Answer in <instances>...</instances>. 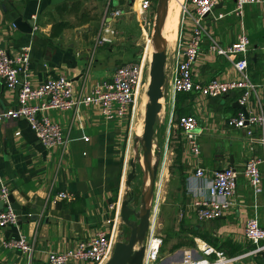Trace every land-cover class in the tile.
I'll list each match as a JSON object with an SVG mask.
<instances>
[{
  "label": "crops",
  "instance_id": "1",
  "mask_svg": "<svg viewBox=\"0 0 264 264\" xmlns=\"http://www.w3.org/2000/svg\"><path fill=\"white\" fill-rule=\"evenodd\" d=\"M107 2L0 0V46L14 53L22 45H30L29 80L32 84L62 74L72 80L75 92H87L98 80L109 78L117 65L133 60L138 54L137 34H145L129 4L116 2L114 8H122L123 13L107 18L116 33L111 41L96 43ZM183 2L191 12L190 1ZM74 3H79L80 9L90 10L96 18L78 24L70 7ZM234 7L235 0H219L214 13L224 12L225 15L218 19L206 17L208 29L223 44L234 40L240 29V17L234 13ZM16 15L33 21L30 32L21 31L12 23L11 19ZM180 19L181 9L178 22ZM63 20L72 26L52 34L53 23ZM185 21L187 26L192 24L190 16H186ZM241 21L251 43L249 75L254 82H260L264 80V52L261 49L264 45V2L246 4ZM193 70L203 81L211 77H240L225 56L208 50L206 37ZM163 93L159 92L161 106ZM240 93V89L215 97L197 92L177 93L173 101L169 100L165 130L170 147L162 153L164 173L154 223L155 232L162 238L156 264L178 259L183 249L195 244L197 237L225 255L243 254L254 246L244 235L246 219L255 211L264 227V190L254 197L242 174L237 178L230 205L220 217L205 221L196 218L194 201L206 195V180L213 172L227 165L241 171L248 157L264 153L263 146L250 141L244 128L226 124L229 116L241 110ZM15 101L16 90L6 87L0 79V109L13 106ZM247 107L264 111L262 89L258 87L250 93ZM135 111L133 117L127 113L108 118L92 105L44 109L43 114L59 122L68 134L69 139L62 148H47L23 117L0 120V176L8 184V196L24 207L17 224L0 228V264H45L50 251L72 246L78 239L92 234L107 218L113 221L115 210L111 205L117 198H122L125 190L128 139ZM188 113L198 118L199 157L192 155L177 125L179 114ZM253 134L259 135L260 129L256 128ZM84 136L88 138L84 139ZM197 166L205 168L204 177L195 176ZM260 170L264 177V164H260ZM61 189L71 192L72 197L55 199V193ZM3 203L0 199V209L7 204L6 201ZM154 210L155 206L152 215ZM120 225L118 210L115 230ZM112 226L111 222L107 224L108 229ZM19 234L31 244L30 250L6 245L7 239ZM71 264L79 263L73 261ZM228 264H264V251L237 257Z\"/></svg>",
  "mask_w": 264,
  "mask_h": 264
},
{
  "label": "built area",
  "instance_id": "2",
  "mask_svg": "<svg viewBox=\"0 0 264 264\" xmlns=\"http://www.w3.org/2000/svg\"><path fill=\"white\" fill-rule=\"evenodd\" d=\"M192 11L181 3V19L176 41L171 50H166L165 77L167 79V95L173 101L178 92H197L207 97L226 94L232 90L240 89L238 101L245 106L247 114L240 110L236 115L226 120L228 126L244 128L252 142H258L264 149V111H254L248 108L250 93L256 88L264 92V80L254 82L248 71V53L251 46L248 32L241 21L243 8L246 4L261 3L264 0H235L234 13L240 17V29L230 43L223 44L217 40L206 25V17L221 18L224 12L214 13V7L219 0H188ZM154 5L153 0H136L129 5L141 24L143 33H147L153 25L154 8L152 14L148 8ZM109 0L101 17V31L96 43L111 41L116 30L110 26L107 18H115L123 13L122 8H108ZM190 16L192 24L187 26L185 18ZM208 38V50L212 53L225 56L239 73V78L219 79L211 77L205 81L197 78L193 70V63L201 49L204 38ZM264 52V45L261 47ZM145 67L144 58L133 59L117 65L109 78H102L95 82L87 92H75L72 80L62 74L47 77L41 83L34 85L29 80L30 45H22L11 53L0 46V79L8 88L16 90V101L13 106L0 109V120L23 117L37 138L47 148L64 147L68 141V134L63 126L47 115L43 110L49 107H78L81 104L96 106L105 117L114 114L130 113L133 117L138 93L141 88L140 76ZM165 98V97H164ZM177 125L188 144L193 156L199 157L200 144L198 140V118L195 114H181L177 118ZM260 129L255 136L254 130ZM19 133V131H16ZM87 139V136L83 137ZM165 153V151H163ZM163 161V159H162ZM264 164V153L260 156L252 155L245 161L244 167L238 171L234 166L227 165L213 172L206 180V195L194 201L196 218L199 221L211 220L222 215L230 205V197L235 193L237 178L242 174L248 181L254 197L264 190V177L260 170ZM205 168L197 166L195 176L204 177ZM9 187L0 176V199L6 201L4 208L0 209V228L8 224H17L18 214L8 203ZM72 193L61 189L55 193V199H69ZM154 202V201H153ZM120 199H116L111 207L115 210L113 221L105 219L92 234L75 241L72 246L50 251L45 264H104L110 257L117 236L115 218L118 214ZM256 206V202H255ZM113 224L107 228V224ZM155 219L151 221L144 240L145 248L142 264H156L160 255L162 238L155 232ZM245 238L254 246L243 254L228 256L223 251L214 248L211 244L200 238L195 244L182 250L181 257L160 264H228L233 259L247 254H259L264 251V227L260 225L258 216L254 211L244 224ZM6 245L22 251L30 250L23 234L11 237L5 241Z\"/></svg>",
  "mask_w": 264,
  "mask_h": 264
},
{
  "label": "water",
  "instance_id": "3",
  "mask_svg": "<svg viewBox=\"0 0 264 264\" xmlns=\"http://www.w3.org/2000/svg\"><path fill=\"white\" fill-rule=\"evenodd\" d=\"M169 0H156L154 9V20L151 32V44L154 49L152 62L149 68V82L146 89L147 101L144 106L143 129L142 133H134L133 140L137 149L138 144L142 149L143 163V181L140 191L139 204L133 205L134 191L132 189L133 181L137 177V156L129 159L130 170L127 171L125 177V190L119 203V221L124 226L118 231L110 257L104 264H142L144 255V240L150 224L151 209L154 201L155 182L158 174L159 157H155L152 148L145 140L146 134L155 133L152 127L161 105L156 100V93L160 86L163 85L165 76L166 61V40L163 38L162 31L165 22L166 9ZM133 0H129L131 5ZM12 23L21 31L30 32L32 30L33 21L31 19H23L22 16L16 15L12 17ZM240 109L247 114L245 106L241 105ZM159 147L160 144H158ZM156 155H160V149L156 151ZM10 206L14 208L21 216L23 206L16 204L11 195L7 197ZM2 204L3 201H2ZM125 226H127V237L125 235ZM263 252V251H262ZM158 258L156 261H158ZM155 261V262H156Z\"/></svg>",
  "mask_w": 264,
  "mask_h": 264
},
{
  "label": "rangeland",
  "instance_id": "4",
  "mask_svg": "<svg viewBox=\"0 0 264 264\" xmlns=\"http://www.w3.org/2000/svg\"><path fill=\"white\" fill-rule=\"evenodd\" d=\"M182 1L183 0H178V2H176L175 4L172 3V6L173 5L174 6L171 7V11H169V17H171V18L175 17V16H177V18L179 17L180 9H181L179 6V2H182ZM153 2H154V5L151 7V9H149L150 14H152L151 12H152L153 8L155 9L156 0H153ZM188 6L191 8L190 3ZM191 10H193V9L191 8ZM178 29H179V22H178ZM151 32H152V27L144 35H142L141 33L137 34V38H136V42L138 43V48H137V52L139 54L138 58H144L145 64L149 63V61H150L149 60L150 49L151 48L153 49L152 44H151ZM177 33H178V30H177ZM148 67H144L145 69H143L142 74L140 76V86L141 85L142 86L139 90V93H138L139 96H138L137 102L135 104V107H136L135 112H136V116L138 113V116H137V119H136V117H134L133 124H132V131H131L130 138L128 139V147H127V158L128 159H130L131 157H135L138 154V156L136 158V160H137L136 161L137 162V177L134 179L133 186H132V189L134 191V199L132 201V204L136 205V206L139 204L140 191H141L144 171H143V163H142L141 159H139V156L140 157L142 156V149H141V146L139 144H138L137 149H136V146H135V143L133 140V135L135 133L133 128H134V124H135V122H137V120H138V122H139V120H142V129H143V125H144V123H143L144 106H143V104H141V100L143 98H145L147 84L149 82V72L147 69ZM145 70H147V71H145ZM163 87H164V89H162L163 90L162 92H164V96H165L164 103L161 106V108L159 109V111L156 112V117H155L153 124H152L153 130L155 132L154 134L157 138V144L152 149V151L155 154V157H159V167H158V174H157V181L158 182H156V188H155V202L157 203V205H158V196H159V191H160V182H161L162 175L164 173V168L162 165L163 164L162 153H163V150L165 151V149H167V146H168V149L170 147V145L168 144V141L166 140V130H165L166 126H167L165 115L168 111V108L170 107V105H169L170 99L168 98V95H167V79L165 76H164ZM166 141H167V144H166ZM158 144H160L161 147H159ZM162 147H163V149H162ZM158 148L160 149V155L159 156L156 155V151ZM129 170H130V165L127 161L126 172ZM163 186H164V184L162 185L160 197H161V194L163 193ZM154 211H155V213H154V215H152V220L155 219L157 206L155 207ZM123 228H124V226L120 225L119 227L116 228V232L118 233V231H120V229H123ZM128 229L129 228L127 226H125V233H124L125 235L123 236V239H125L127 237Z\"/></svg>",
  "mask_w": 264,
  "mask_h": 264
},
{
  "label": "bare ground",
  "instance_id": "5",
  "mask_svg": "<svg viewBox=\"0 0 264 264\" xmlns=\"http://www.w3.org/2000/svg\"><path fill=\"white\" fill-rule=\"evenodd\" d=\"M176 2H178V0H169L168 1V5H167V9H166V16H165V22H164V27H163V31H162V35H163V38L166 40V50L169 51L173 45L175 44V41H176V36H177V28H178V18L175 16V17H169V11H171V7L172 6V3L175 4ZM181 3L182 2H179V6L181 7ZM166 21H167V24H166ZM153 51L154 49H150V56H149V63L145 64V67H148L150 66L151 62H152V55H153ZM148 69V72H149V68ZM147 71V70H145ZM163 87L162 85L160 86L159 90L157 91L156 93V100L157 102L159 101V92L160 94H162V90ZM164 95V93H163ZM139 96V95H138ZM138 99V98H137ZM147 101V97L145 95V98H143L141 100V104H143V106H145V103ZM137 116H138V113H137ZM137 116H136V119H137ZM140 117V116H139ZM136 121V120H135ZM134 132L138 133V134H141L142 133V120H137V122H135V125H134ZM145 140L147 142V144L153 149L156 144H157V138L155 136V134H146L145 135ZM142 159H144L143 156H141ZM156 182H157V179H156ZM156 182H155V188H156ZM154 206L156 207L157 206V203L155 202V191H154V202H153V205H152V209H151V215H150V218H151V221H152V212H153V209H154Z\"/></svg>",
  "mask_w": 264,
  "mask_h": 264
},
{
  "label": "trees",
  "instance_id": "6",
  "mask_svg": "<svg viewBox=\"0 0 264 264\" xmlns=\"http://www.w3.org/2000/svg\"><path fill=\"white\" fill-rule=\"evenodd\" d=\"M129 0H109V5L108 8H114V6H116V2L118 4H128ZM70 7L72 8L71 10L75 12L76 14V18L78 20V24H83L86 23L92 19L96 18V15L94 13H91L90 10H87L85 8L80 9L79 7V3H74L73 5H70ZM127 7V5L125 6ZM66 26H72V24L68 21H55L52 25V34H59L61 32V30L66 27ZM139 57V54L135 55L134 59H137ZM180 94H185V93H190V92H178ZM181 115V114H179ZM260 254V253H259Z\"/></svg>",
  "mask_w": 264,
  "mask_h": 264
}]
</instances>
